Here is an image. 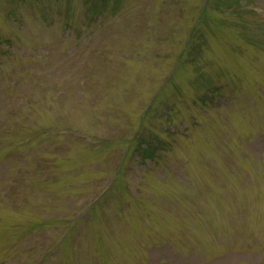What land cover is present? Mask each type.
<instances>
[{
    "label": "rangeland",
    "instance_id": "1",
    "mask_svg": "<svg viewBox=\"0 0 264 264\" xmlns=\"http://www.w3.org/2000/svg\"><path fill=\"white\" fill-rule=\"evenodd\" d=\"M0 264H264V0H0Z\"/></svg>",
    "mask_w": 264,
    "mask_h": 264
}]
</instances>
